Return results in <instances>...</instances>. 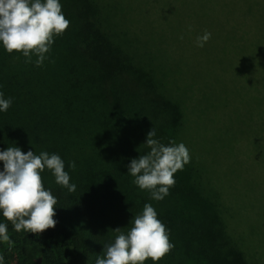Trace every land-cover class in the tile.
I'll use <instances>...</instances> for the list:
<instances>
[{"label":"trees","instance_id":"1","mask_svg":"<svg viewBox=\"0 0 264 264\" xmlns=\"http://www.w3.org/2000/svg\"><path fill=\"white\" fill-rule=\"evenodd\" d=\"M60 3L70 26L55 37L42 66L35 56L25 63L22 54L0 45V92L12 100L0 111V150L58 154L76 190L69 193L50 171L41 173L58 203L56 226L40 235L15 231L0 211L14 242L11 251L0 242L4 264H95L114 242L113 229L127 233L146 203L174 245L155 264H264V103L253 123L262 142L253 141L249 151L236 138L237 145L222 149L228 171L246 191L238 202L200 154L190 153L195 158L174 174L175 186L160 201L127 172L131 159L150 151L144 142L152 127L161 143L188 148V117L197 111L185 105L163 70H213L215 59L219 70H264V0ZM250 26L257 41L240 44ZM205 31L211 38L197 47ZM256 204L260 212L247 217L243 210Z\"/></svg>","mask_w":264,"mask_h":264},{"label":"clouds","instance_id":"2","mask_svg":"<svg viewBox=\"0 0 264 264\" xmlns=\"http://www.w3.org/2000/svg\"><path fill=\"white\" fill-rule=\"evenodd\" d=\"M70 26L65 17L60 0H0V45L8 54H22L25 63L36 59V66H42L51 51L54 39L62 36ZM182 38V37H181ZM211 38L205 31L196 38L197 47H203ZM11 98H4L0 92V111H7ZM156 137V129L146 134L144 144L150 149L146 154L131 159L128 173L134 177L133 184L142 191H148L150 198L163 200L169 189L175 186L174 174L183 170L191 160L189 149L184 143L169 141L167 145ZM0 211L15 231L40 235L54 228L57 198L45 189L42 176L45 170L52 173L55 183L75 192L76 185L70 183V175L65 171L62 158L55 153L33 150L21 151L17 146L0 150ZM73 170L76 165L69 163ZM114 242L104 246L103 258L98 257L95 264H144L149 258L154 262L161 260L174 245L170 242L166 226L158 219L155 208L146 203L140 214L131 218L127 233L120 228ZM0 242L6 243L11 251L13 241L8 235L6 223H0ZM0 264L4 256L0 254Z\"/></svg>","mask_w":264,"mask_h":264},{"label":"rangeland","instance_id":"3","mask_svg":"<svg viewBox=\"0 0 264 264\" xmlns=\"http://www.w3.org/2000/svg\"><path fill=\"white\" fill-rule=\"evenodd\" d=\"M250 27L253 31L245 35L240 44L257 41L252 35L257 33ZM240 31L244 34L243 30ZM233 55H227L228 60L225 59L222 63L226 64ZM164 61L168 63V59ZM212 63L209 67L213 66V70L163 71L170 86L185 98V105H194L197 111L188 117L191 120V127H188L189 139L187 138L190 153L200 154L201 159L212 161L215 181L218 179L222 186H227L228 196L238 202L246 191L235 183L233 174L228 171L231 163L227 161L222 149L227 145H237L236 138H239L238 144L243 149L251 148L249 151L253 149V141L262 142L261 133L253 123L258 121L257 106L264 103V70H219L221 65L218 59ZM191 158L194 159L195 156ZM201 164L203 163H192L194 167H201ZM259 204L249 205L247 212L243 210L244 214L247 217L258 214ZM232 209L236 210L235 214L240 212L238 205L232 206ZM36 259L38 263L41 262L40 258Z\"/></svg>","mask_w":264,"mask_h":264}]
</instances>
